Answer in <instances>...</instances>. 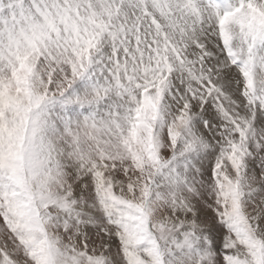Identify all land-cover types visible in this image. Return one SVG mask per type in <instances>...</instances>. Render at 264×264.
Listing matches in <instances>:
<instances>
[{
	"label": "snow or ice",
	"instance_id": "snow-or-ice-1",
	"mask_svg": "<svg viewBox=\"0 0 264 264\" xmlns=\"http://www.w3.org/2000/svg\"><path fill=\"white\" fill-rule=\"evenodd\" d=\"M0 264H264V0H0Z\"/></svg>",
	"mask_w": 264,
	"mask_h": 264
}]
</instances>
